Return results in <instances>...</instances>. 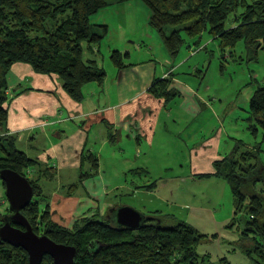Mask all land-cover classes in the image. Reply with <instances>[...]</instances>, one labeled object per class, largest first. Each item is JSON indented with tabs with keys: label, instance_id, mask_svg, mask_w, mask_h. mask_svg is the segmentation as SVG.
Segmentation results:
<instances>
[{
	"label": "trees",
	"instance_id": "trees-1",
	"mask_svg": "<svg viewBox=\"0 0 264 264\" xmlns=\"http://www.w3.org/2000/svg\"><path fill=\"white\" fill-rule=\"evenodd\" d=\"M141 1L149 10V24L172 56L184 42L182 32L193 39L207 32L218 42L222 59L239 42L249 53L264 49V0ZM111 4L107 0H0V127L7 119L6 78L16 63L29 65L39 74L57 75L75 101L83 98L86 84H104L105 71L85 60L84 50L92 52L107 35L108 27L92 26L90 18ZM112 62L122 68L119 53L112 55ZM171 82V78L158 80L150 91L172 99ZM248 112L247 129L255 139L260 134L261 141L252 147L238 141L229 155L215 163L214 175L229 184L234 215L243 214L241 236L253 238L256 244L246 253L251 257L256 251L264 258V87L251 96ZM37 164L16 147L13 136L0 135V171L9 169L26 177L35 193L22 215L35 234L75 247L74 264H229L225 258L212 263L200 257L197 246L209 236L173 217L152 214L137 231L117 229L113 208L100 218L80 219L70 229L54 223L39 181L29 177V169ZM10 214L9 209L0 214V226ZM0 264H29L28 256L0 240ZM42 264L54 263L45 256Z\"/></svg>",
	"mask_w": 264,
	"mask_h": 264
},
{
	"label": "rangeland",
	"instance_id": "rangeland-1",
	"mask_svg": "<svg viewBox=\"0 0 264 264\" xmlns=\"http://www.w3.org/2000/svg\"><path fill=\"white\" fill-rule=\"evenodd\" d=\"M149 18V10L141 0L120 4L114 2L91 17L94 24L100 23L108 27L98 54L100 64L106 71L107 80L105 79L104 85L106 84L108 92H115L114 73L116 69H122L112 62L113 51L116 49L122 54L128 52L129 55L121 58V62L124 61L125 64L153 60L157 67V78L171 71V84L179 92V96L169 102L170 107L175 109L174 116L166 119L167 124L160 126L157 131L162 135L163 147L156 145L159 142L156 138L153 150L146 154L137 146L135 137L127 139L123 135L115 150L106 148L102 151L100 175L107 180L116 181L111 178L120 174L122 168L128 165L125 160H128L134 166L133 169H139L140 174H134L137 182L144 180L155 184L154 181L161 179L153 185L161 196L154 193V198L150 199V203L147 202L151 210L174 215L199 233L209 236L197 246L196 252L200 257H206L212 263L225 258L229 264H264V258H260L256 251L251 257L246 253L247 250L254 249L256 244L253 238L241 236L244 229L243 214L234 215L233 195L224 179L209 173L211 175L201 178H198L199 175L195 176L193 182H180L181 177L190 173L191 162L183 142L187 135L193 133L199 137L200 125L202 128L206 126L210 129H222L225 133L219 149L223 158L232 152L237 140L249 147L261 141L260 134L255 139L247 129V119L251 96L257 88L264 87V49L258 50L256 54L249 53L243 42H239L231 54L222 59L218 42L207 32L194 39L182 32L184 42L178 54L172 56L157 31L149 24ZM138 45L141 50L136 49ZM86 85L97 87L96 83ZM94 89L98 91L97 88ZM108 92L102 97V102H107L111 97ZM182 103L206 105L201 108L199 115H191L181 108ZM178 133H181V139L177 136ZM17 148L33 155L27 147L18 145ZM261 159L264 161V154H261ZM201 166L205 167L203 164ZM198 170L196 171L204 173ZM61 175V180H65L66 175ZM165 178L171 179L166 181ZM57 182L62 189L65 183L59 180ZM50 184L54 185L52 181ZM46 185L50 186L48 183ZM79 192H83L82 188H79ZM127 192L124 188L122 192H118L117 199L114 195L109 199H116L124 206L131 207L129 204L133 203L126 195ZM256 192H259V186L256 187ZM0 196L5 199L1 179ZM142 201L143 198L140 197L135 206L139 208L138 203ZM195 207L204 212L195 211ZM4 209L6 205H0V214H5Z\"/></svg>",
	"mask_w": 264,
	"mask_h": 264
},
{
	"label": "crops",
	"instance_id": "crops-1",
	"mask_svg": "<svg viewBox=\"0 0 264 264\" xmlns=\"http://www.w3.org/2000/svg\"><path fill=\"white\" fill-rule=\"evenodd\" d=\"M90 24L95 27L106 26L94 24L91 18ZM136 49L141 50V46H136ZM113 52L119 53L121 58L129 55L128 52L122 54L117 49ZM99 53L100 45L93 48L92 52L84 50V59L103 69ZM121 63L122 69H116L114 73V93L107 91L106 84L97 87L85 85L80 101H75L68 94L57 75L36 73L26 64H14L6 78L7 119L0 127V135L13 136L16 147L20 145L32 151V156L22 151L38 163L29 169V177L39 181L42 196L50 209L51 220L68 229L80 219L100 218L110 209L124 206L116 201L118 192H122L124 188L128 190L126 195L133 203L129 206L143 216L157 214L185 222L174 215L162 214L148 207L147 202L150 203V199L154 198V193L158 194L153 185L161 179L154 181L155 184L144 180L137 182L134 174H140L139 169H133L134 166L128 160H125L128 165L122 168L120 174L111 178L116 181L107 180L100 175L102 151L106 148L115 150L123 135L127 139L135 137L137 146L146 154L153 150L156 138L159 140L156 145L161 147L162 135L157 131L160 126L167 124L166 119L174 116L175 109L170 107L169 102L179 96L173 84L168 89L175 93L172 99L158 97L150 91L154 82L171 78L172 75L170 71L157 78V67L153 60L137 64ZM107 92L111 97L107 102H102L101 99ZM205 105L206 103H182L181 108L191 115H199ZM194 134L187 135L183 142L191 162L190 173L180 178L181 183L193 182L197 175L201 178L214 174L215 163L223 158L219 152L225 135L222 129H210L206 126L202 128L200 125V136L196 137ZM177 136L181 139V133ZM238 141L241 140L236 142ZM195 168L204 173L197 172ZM126 169L128 172H125ZM61 174L66 175L65 180H61ZM165 179L168 181L171 178ZM58 180L65 183L62 189L57 184ZM46 183L50 186H45ZM2 187L5 191L3 183ZM79 188L83 192L80 193ZM111 195L116 199H109ZM140 197L143 201L138 203V208L135 203ZM7 203L6 197L4 199L0 196V205H6L3 211L5 214L9 209ZM195 208V211L204 212L201 208Z\"/></svg>",
	"mask_w": 264,
	"mask_h": 264
},
{
	"label": "water",
	"instance_id": "water-1",
	"mask_svg": "<svg viewBox=\"0 0 264 264\" xmlns=\"http://www.w3.org/2000/svg\"><path fill=\"white\" fill-rule=\"evenodd\" d=\"M0 179L5 187V197L11 214L0 226V240L14 248L22 249L28 256L29 264H42L45 256L54 264H74L77 256L75 247L57 244L47 236L35 234L28 220L22 215L35 197L33 187L28 179L12 170L0 171ZM117 229L137 231L141 229L150 216H143L128 206L113 208ZM264 231V222L262 224Z\"/></svg>",
	"mask_w": 264,
	"mask_h": 264
}]
</instances>
